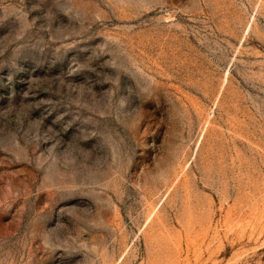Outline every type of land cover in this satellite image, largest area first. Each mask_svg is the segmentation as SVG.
<instances>
[{
	"label": "rangeland",
	"instance_id": "obj_1",
	"mask_svg": "<svg viewBox=\"0 0 264 264\" xmlns=\"http://www.w3.org/2000/svg\"><path fill=\"white\" fill-rule=\"evenodd\" d=\"M0 264H264V0H0Z\"/></svg>",
	"mask_w": 264,
	"mask_h": 264
}]
</instances>
